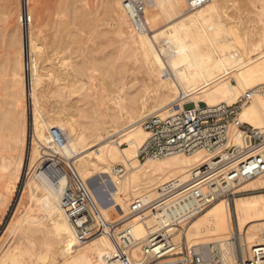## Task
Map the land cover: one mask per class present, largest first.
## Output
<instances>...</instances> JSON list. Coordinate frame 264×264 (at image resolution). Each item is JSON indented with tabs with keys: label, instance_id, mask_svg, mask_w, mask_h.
<instances>
[{
	"label": "bare ground",
	"instance_id": "bare-ground-1",
	"mask_svg": "<svg viewBox=\"0 0 264 264\" xmlns=\"http://www.w3.org/2000/svg\"><path fill=\"white\" fill-rule=\"evenodd\" d=\"M124 1L101 0L99 7L113 22L112 31L132 51L145 87L142 92L125 90L131 80L117 70L122 87L115 90L113 80H107L109 97L94 101L83 81L87 61L66 64L58 57L66 42L55 41L50 47L44 43L39 0H11L5 64H0L10 88V102L0 107V217L16 192L27 154L28 166L38 167L22 184V195L30 206L2 230L10 243L0 248V264H20L23 253L29 255L25 264H46L57 258L62 264H108L104 258L112 248L106 238L76 241L60 205L65 179L53 187L45 177L47 168L57 167L60 158L86 182L110 221L112 211L127 214L128 201H152L166 182H189L205 157L200 150L140 161L139 150L147 138L141 126L144 118L166 117L174 110L193 107L233 105L249 94V100L240 105L239 119L264 128L262 20L251 30L244 22H233L226 13L229 0H209L195 10H187L186 0H142L144 29L139 32L131 26ZM65 5L72 9L73 21L81 23L85 10H79L76 1ZM52 129L62 132L61 147L52 143ZM116 166L124 167L120 178L113 171ZM242 190H264V176L247 181ZM157 225L150 216L128 223L138 246ZM235 228L242 258L252 247L264 245V193L238 196L232 206L222 200L214 203L191 221L185 236L191 245L217 248L224 264H231L238 254ZM203 257L209 259L207 250Z\"/></svg>",
	"mask_w": 264,
	"mask_h": 264
},
{
	"label": "built area",
	"instance_id": "built-area-1",
	"mask_svg": "<svg viewBox=\"0 0 264 264\" xmlns=\"http://www.w3.org/2000/svg\"><path fill=\"white\" fill-rule=\"evenodd\" d=\"M208 1L186 0V8L195 10ZM144 7L142 0L124 1L131 26L139 32L144 29ZM249 97L245 94L233 105L193 107L174 110L166 117L144 118L141 126L147 138L139 150L140 161L200 150L205 157L189 182L164 183L155 199L130 201L127 214L121 213L116 220L104 218L86 182L67 161L60 158L57 167L47 168L45 177L53 187L65 179L60 205L76 241L82 244L96 237L106 238L112 248L104 258L108 264H224L217 248L191 245L185 233L191 221L207 208L221 200L232 204L236 197L251 192L242 190L244 183L264 176V128H254L239 119L240 105ZM50 138L56 147L64 143L58 129L51 130ZM113 171L118 178L125 172L122 166ZM146 216L158 225L148 230L144 243L138 246L128 223ZM205 250L210 255L207 260ZM231 264H264V245L252 247L247 257L237 254Z\"/></svg>",
	"mask_w": 264,
	"mask_h": 264
},
{
	"label": "rangeland",
	"instance_id": "rangeland-1",
	"mask_svg": "<svg viewBox=\"0 0 264 264\" xmlns=\"http://www.w3.org/2000/svg\"><path fill=\"white\" fill-rule=\"evenodd\" d=\"M71 1H76V5L79 10H81L82 8L83 10H85V16L83 18L84 22L81 21L80 23L78 20L77 22H75L76 19L75 21H73L75 16L73 17V14H71L72 9H68V6L65 5L71 3ZM99 1L101 0H39V3L41 5L39 6V8L41 9L40 11H42L41 13L42 17L44 18L43 20H45V22L43 21V24L45 26H42V30L44 29L43 36H46L44 38V43H46L47 47H50L55 41H58L60 45L63 44V41L66 42L65 49L63 48L62 50H60L61 52L60 54H58V57L64 58V63L66 64L70 65L71 63H75L76 61H80L81 59L87 61V76L83 77V81L85 82V87L87 88V90L91 92L94 101H99L100 99H103L105 101L109 97L107 87L105 86L107 80H113L112 85H114L113 87L115 88V90L122 87L121 83H119V75L118 73H116L119 70L121 71V73L124 71L122 74H124L128 80H131H129L130 82L127 83H131L130 85L126 84L125 90L129 89L128 91L131 92L132 90L134 92H142V89H144L145 87V85L143 84L144 76L142 69L139 67L140 65L138 64V62L135 61L136 58L134 57V55H132V51L129 50L130 48L126 46L127 44L125 45L124 40L120 39V36L112 31L114 24L112 21H110L108 16L106 17L104 13L100 11L101 8L99 7ZM10 3L11 0H0V64H5L6 58V33L11 26L9 24L10 20H7L9 19L7 17L9 16L8 9ZM226 5L227 8L229 7L228 9L226 8ZM226 5V13L229 14L232 21L236 23L244 22V25L246 28H248V30H251L256 25L255 23H257L259 19L264 22L263 2H256L255 0H229ZM234 6H236L237 9ZM60 9L62 10V12ZM86 11H88V13ZM56 36L60 38L55 40V38H57ZM60 39L62 43L60 42ZM115 75L117 77H115ZM8 81L9 76L0 71V107L2 109L10 102V88ZM232 83L235 84L233 81ZM178 103L180 102H176L174 103V105ZM28 106L29 104H27L25 107L27 116L30 117V106L29 108H27ZM31 134L32 133L30 126H28L26 131V142L28 146L31 142ZM6 139H8V137H5V140ZM27 156L25 157V166H23L20 175V181L16 184V192L12 196L11 202L5 209L3 216L0 217V248L2 247V245L5 246L6 244L8 245V243H10V237L7 236L4 232L6 230L7 224L9 225V222L11 221V219H14L15 216V220L19 218V216L21 217L26 209L30 206L29 203H27L28 200L26 199L25 195H22V184H24V181L26 180V177H28V174L30 176L36 171L38 165H35L33 169L29 167L27 164ZM259 193H264V190L254 192L251 191L248 194L242 195V197ZM21 200L22 202L24 201V203H22ZM16 203L20 207L16 206ZM129 203L130 201H128V204ZM232 204L230 205L232 206ZM21 207L24 209V211ZM12 213L14 214V216H12ZM37 213L40 214L41 212ZM110 215V221L119 218L117 213L114 211H112ZM234 231L235 245L237 248V253L238 255H240L239 240L236 228ZM28 257V254L23 253L20 259V264H25ZM47 262L46 264H62V262L58 258ZM40 263L36 262L35 264ZM5 264L8 263L6 262Z\"/></svg>",
	"mask_w": 264,
	"mask_h": 264
}]
</instances>
